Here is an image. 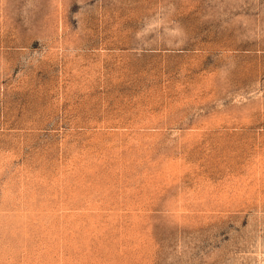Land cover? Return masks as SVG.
Wrapping results in <instances>:
<instances>
[{
  "label": "rangeland",
  "instance_id": "rangeland-1",
  "mask_svg": "<svg viewBox=\"0 0 264 264\" xmlns=\"http://www.w3.org/2000/svg\"><path fill=\"white\" fill-rule=\"evenodd\" d=\"M0 264H264V0H0Z\"/></svg>",
  "mask_w": 264,
  "mask_h": 264
}]
</instances>
